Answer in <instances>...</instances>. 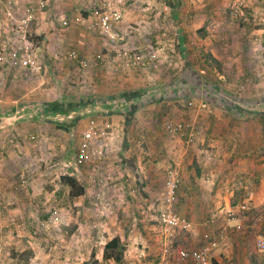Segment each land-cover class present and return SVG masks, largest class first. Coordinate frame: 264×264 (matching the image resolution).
Returning a JSON list of instances; mask_svg holds the SVG:
<instances>
[{"label": "crops", "instance_id": "1", "mask_svg": "<svg viewBox=\"0 0 264 264\" xmlns=\"http://www.w3.org/2000/svg\"><path fill=\"white\" fill-rule=\"evenodd\" d=\"M121 1L119 6L126 12L125 0ZM147 1L157 8L161 2ZM8 2L12 1L0 0V53L6 57L0 63V264H72L76 248L88 245L84 236L76 237L79 227L70 223V210H64L68 220L62 223L60 217L53 229H40L30 220L21 225L15 222L13 227L14 223L1 219L15 203L22 214L34 213L27 210L44 213L51 201L56 202L55 211L63 212L60 205L65 196L71 203L75 201L74 205L83 198L87 206L78 210L83 214L90 212L87 215L91 228L96 224L97 229H92L88 237L90 264H133L158 261L166 255L171 258L177 245L190 251L202 247L206 232L219 240L211 261L264 264V252L257 245L264 234V96L239 97L227 93L226 87L220 94L213 92L216 96L212 97L209 87L214 89L219 84L201 74L209 67L210 71L232 72L234 86L249 81V59L246 63L242 56L235 59L242 49L235 47L232 51L229 35H186L182 29L172 39L171 35H115L112 39L74 21L79 14L89 15L97 3L90 0L88 8L76 11L77 7L72 10L73 6L66 7L61 0L59 10L64 11L55 12L61 30L55 35L46 31L44 35H30L38 58L45 65L43 72L34 73L18 63V36L8 21ZM198 2L191 14H212L214 4L208 0ZM163 5L171 7V17L184 27V9L192 6L188 0H166ZM127 13L123 12V21L115 31L123 28L125 17L129 19ZM64 19L68 24H64ZM37 21L29 28L33 34L39 32ZM83 27L90 30V35L83 32ZM152 40L167 43L161 51ZM124 47L138 52L158 48L159 57L153 65H133L125 70L120 65L122 59L114 60ZM72 50L86 58L89 65L84 67L69 58ZM73 65L83 68L84 73L75 71ZM238 73L242 75L237 76ZM74 76L77 85L70 88ZM226 76L222 74L219 79ZM64 78L68 84H64ZM219 86L223 88L222 84ZM190 97L201 100L200 106L204 103L205 109L199 107L202 110L196 111L195 116L189 114V121L180 119L186 116L176 105ZM256 104L262 107L251 106ZM166 106H171L170 113L180 120H164L165 114H160V110ZM88 116L108 121L113 127L99 143L104 147V157L98 164L82 165L90 167V186L85 185L83 195L72 196L61 176L69 173L80 179L76 165L79 142L73 147V137L80 129L79 122H85ZM179 122L190 128L182 132L166 128L167 123ZM14 128L29 141L10 143ZM66 135L70 136V146L63 160L53 161L51 155L57 153V148L65 147L61 137ZM60 165L68 169L60 173L58 182L68 188L63 194L61 187L48 185L50 173L59 171ZM169 165L178 168L182 179L175 208L193 223L191 229L176 232L170 241L159 222ZM111 182L115 187H106ZM132 184L135 192L128 191L127 185ZM25 201H29L30 209L24 206ZM231 211L233 216L229 215ZM51 220L54 221L52 217ZM50 232L59 239L54 246L40 242L44 239L40 235ZM68 232L74 234L67 238ZM113 238L119 239V261L114 256L104 258L105 246ZM80 241L82 247L78 245ZM184 264L193 262L186 260Z\"/></svg>", "mask_w": 264, "mask_h": 264}, {"label": "rangeland", "instance_id": "2", "mask_svg": "<svg viewBox=\"0 0 264 264\" xmlns=\"http://www.w3.org/2000/svg\"><path fill=\"white\" fill-rule=\"evenodd\" d=\"M11 1L12 2L7 3V10H9L10 12L12 11L17 17H21L22 15H24L27 7H31L34 9L35 21H37L38 19L37 22L40 21V23L38 24L39 32L37 33L34 32L33 35H44L45 31L50 32V35H55V32H58L61 30L59 23L56 20V16H55V12L64 11L61 8H60L61 10H59L58 2L59 1L61 2V0H46L47 5L43 8L39 7L38 0H20L18 3L15 2L14 0H11ZM81 1L82 0H62L61 4H63L66 7H68L69 5L73 6L72 10H74V8L77 7L76 11L84 9V8H88L90 6V0L88 1L85 0L84 2H82L83 4L81 3ZM160 1H161L159 3L160 5L157 8L153 6L152 4H150L147 0H125L123 3L126 4V8H127L126 12L123 9L121 10L122 12H124V14H126L127 11H129V13H127L129 19L128 18L126 19V17L124 16L125 22L123 23V28L119 30L116 29L115 35H171L170 38L172 39V36L174 37V35H180V31L182 29L185 30L186 35H229V38L231 40L229 42V45L232 51H234L235 47L242 49V52H240V54L243 53V55L239 54L238 56L235 57V59L240 58V56H242L241 58L243 62L245 63L249 59L247 66L252 69L251 71H249L248 77H251V78H249V81L247 80V82H245V80H243V82H237L238 86H234L231 82L233 83L235 82L232 81L230 78L232 75H234L232 72H228V71L225 72L222 70L210 71L209 70L210 68L207 67L209 71L206 70V73H201V74L206 75L207 77L212 79V81L217 80V83L219 85L221 84L223 85V88H221V86L219 85L217 87L216 84H215L216 87H214V89L212 87H209L208 89L209 95L212 97H215L216 95H214L213 92H218V94H220L227 87L226 88L227 93L232 94V95H237L239 97L251 96V97L260 98L264 96V0H246V6L242 9L240 14L237 16H234L231 12L233 0H208L210 1V3L214 4V7H212L211 9L212 14L211 15L208 14L207 16L202 15V13L200 15L191 14V12L196 8L195 5L199 3L198 2L199 0H194L195 2L194 1L192 2V0H188V4H191L192 6H186L188 8L184 9V12H185L184 16H185V21H186L185 22L186 24L184 27L182 25L180 27L179 22H177L175 19L171 17V7L164 8L163 3L166 0H160ZM201 2H203V0H200V3ZM93 3H97V5L105 4L107 6L108 5L117 6L116 0H93ZM216 5H219V7H217ZM63 14L65 15V13ZM199 22L202 24L201 27L199 26ZM198 29H200V31ZM63 30L65 31L67 29H63ZM83 32L86 35L88 34L90 35V30L87 29L86 27H83ZM99 35H102V34H99ZM233 39L235 40L234 44H233ZM149 42H150L149 43L150 45L151 41ZM152 43L154 46L159 45L158 48L162 51L164 46L167 43V40L160 41L159 43L161 44H158L157 42L155 43V41L152 40ZM129 47H124V48H129ZM147 48L151 49V46L150 47L148 46ZM158 48H155V50H158ZM63 53H66V52H63ZM65 59L66 57H63V60ZM208 59H210V57H208ZM61 63L64 65L65 64L67 65V62L65 61H62ZM245 63L244 65H246ZM73 66L75 68V71H79L80 74L84 73L83 68L78 67L76 65H73ZM234 66H238V65H234ZM236 72L242 73L243 71L237 70ZM76 73L77 72H74L73 74L76 75ZM239 73L236 75L237 76L242 75ZM222 74L228 75V76H226V78L222 77V79L220 80L219 76ZM82 77L85 78L84 75H82ZM72 79L74 80L71 81L70 88H72L73 85L74 86L77 85L76 77L74 76L72 77ZM66 83L68 84V81L67 79L64 78V84ZM192 96L194 95L191 94V97ZM191 97L186 98L181 103H178L176 105L177 109L181 111L182 113H185L184 115L186 116V118L181 117L180 119H187L189 121V119H192V116H195L196 111L198 112L199 109L201 108L205 109L204 107L200 106L199 102L201 100L198 101ZM247 106H250V105H247ZM251 106L255 108L262 107L261 104H256V105H251ZM170 107L171 106H168V107L166 106V108H163V110H160V114L161 113L165 114L164 120L165 119L173 120V121L180 120V119L175 118L170 113L171 112ZM160 114L159 113L156 114L157 116L155 115V118L157 119V117ZM189 114L190 115L192 114V116L190 117ZM85 119H86L85 122L84 120L79 122L80 129H78L77 135L73 137V147L74 145L77 144V142H79L82 129L85 127V123L90 119V116L86 117ZM18 127H21V124H18ZM19 132L22 133L18 129L14 130L13 135L11 136L13 141L10 143L18 144L17 142L25 141L23 134H19ZM69 138L70 136L68 137V135H66V137H61V140L63 144L65 145V147H59L56 149L57 153L51 155L52 158H55L53 161L59 162L60 160H63L65 151H67V149L70 146ZM27 141L29 140H26L25 142L27 143ZM38 143L40 142L37 141V144ZM49 151L51 150L49 149ZM61 165L59 166L60 167L58 169L59 171H53L54 174L49 172L50 173L49 177L50 176L51 177H50V182H49L50 184L48 185H51V187H54L55 189L61 187L59 189H61V193L63 194L65 191L68 190V188L67 187L65 188V186L58 185L59 184L58 182H59L60 176L63 173L68 172V169L66 168L67 166L61 167ZM78 168L80 169L79 181L81 183H84L87 186H90L89 184L90 183V167L87 165L82 166L81 164H79ZM114 181H118V179ZM56 183L57 185H55ZM111 186L114 188L115 183L111 182V184H108L106 187H111ZM127 187H128V191L135 192L136 190L134 184L127 185ZM164 192H165V187H164ZM78 199H79L78 204L74 205L75 201L71 203L70 200L68 199V196H65L64 199L61 200L62 203L60 205V208L64 213L58 210V214L60 213L59 215L61 217L60 222L62 223L63 221H67L69 218V216L67 215V213H65L64 210L65 209L67 211L70 210V213H71L70 219H72L70 223L75 224V227H79L78 228L79 232L76 231L77 233L76 237H79V239H81L84 236L87 239L85 240L86 245H88L86 248H83V249L81 248L79 250L78 248H76L77 250L74 252L75 256L73 258L74 260L72 264H84L85 262L90 263V259L88 258L90 255V240H88V237H90V233L92 229L94 228L97 229L96 224H94V226H92L91 228L90 217H88L87 215V213H90V212H87L88 210H86V212L83 214V211L80 213V211L78 210V209L84 210V208L87 206L83 198H78ZM28 202L29 201H25L24 206L30 209L31 206L30 204H29L30 207L28 206ZM99 205L102 206V204H99ZM54 206H56V202L51 201L48 203L47 210H45L44 213L41 211H36V210H33V211L27 210V212L29 213L34 212L28 215L25 212L24 214H22L20 213V210H16V208L20 206L15 203V204L10 205L11 210H9V213L5 217H1V219L3 220L5 219L9 223H14L12 225L13 227L15 226V222L21 225L22 222L28 224L30 220L32 223H37L40 229L42 228L53 229L55 221H52L51 217L53 216V212L55 211ZM92 219H95V218H93L92 216ZM28 233H29L28 234L29 236L31 233L30 232ZM33 233L35 232L33 231ZM72 234L74 233L68 232L67 238H69ZM97 234L98 232L96 233V235ZM25 235L26 234H24L23 238L27 239V236ZM41 236L42 237L44 236V239H42L40 242H46L48 243V245H51V246H54L55 242L59 241L58 237L56 236V234H54V232H50L49 234L43 233L42 235H40V237ZM64 237L66 238V236ZM81 243L82 242L80 241L78 244L80 247H82V245H80ZM51 246H48V250L49 249L51 250V248H49Z\"/></svg>", "mask_w": 264, "mask_h": 264}, {"label": "built area", "instance_id": "3", "mask_svg": "<svg viewBox=\"0 0 264 264\" xmlns=\"http://www.w3.org/2000/svg\"><path fill=\"white\" fill-rule=\"evenodd\" d=\"M120 3H122L121 0L117 1V6L96 4L89 15L79 14L75 16L74 21L85 23L90 29L109 35L114 39L116 37L114 29L123 21ZM38 5L40 8H43L47 5V1L38 0ZM245 6L246 0H233L232 14L234 16L239 15ZM34 20L35 12L31 7H27L26 12L21 17H17L12 11L8 12V21L18 36V43L15 48L16 52L19 53V65L34 73H41L44 71L45 65L38 58L34 40L30 38L29 31L30 25ZM63 22L64 24H68V20L66 19ZM68 57L78 61L84 67L89 65V61L81 57L75 50L70 51ZM158 57L159 53L156 50L138 52L132 48H123L114 60L118 61L122 59L120 65L123 69L127 70L133 65H153ZM5 59L6 57L0 53V63H3ZM201 106L205 107V104L201 103ZM112 127V123L99 118H91L88 121L77 147L76 165L98 164L100 159L105 155L104 147L99 144L100 140L109 134ZM166 128L172 132H182L185 128H190V125L183 122L177 124L167 123ZM193 135L192 133L190 134V141H192ZM165 174V192L159 212V222L166 233H168V241H170V238L176 232L191 229L193 223L188 217L181 215L175 208L177 191L182 181L178 168L174 165H169ZM229 215L233 216V211ZM52 218L54 221L60 220V215L57 211L53 212ZM204 239L206 242L195 251H190L183 246L177 245L176 252L171 258L166 255L158 261H138L133 264H184L186 260H192L193 264H211L212 252L218 246L219 240L208 232L204 234ZM257 245L259 250L264 252V234L258 239Z\"/></svg>", "mask_w": 264, "mask_h": 264}, {"label": "trees", "instance_id": "4", "mask_svg": "<svg viewBox=\"0 0 264 264\" xmlns=\"http://www.w3.org/2000/svg\"><path fill=\"white\" fill-rule=\"evenodd\" d=\"M30 35H33V33L30 32ZM61 180L64 184H67L70 187V194L72 196H80L85 193V184L81 183L79 179H77L74 175H70L69 173H66L61 176ZM119 239L113 238L111 241H109L106 244L105 254L104 258H110L111 256L115 257V260L119 261L121 259L120 254L121 249L119 247ZM84 264H90L85 262ZM211 264H220L219 261L216 259H213L211 261Z\"/></svg>", "mask_w": 264, "mask_h": 264}]
</instances>
